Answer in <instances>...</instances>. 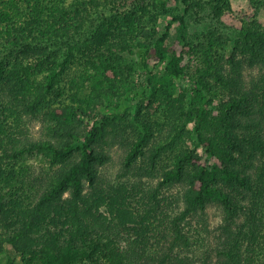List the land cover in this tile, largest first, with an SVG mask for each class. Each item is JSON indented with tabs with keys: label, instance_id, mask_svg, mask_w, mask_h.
Listing matches in <instances>:
<instances>
[{
	"label": "trees",
	"instance_id": "obj_1",
	"mask_svg": "<svg viewBox=\"0 0 264 264\" xmlns=\"http://www.w3.org/2000/svg\"><path fill=\"white\" fill-rule=\"evenodd\" d=\"M136 1L103 18L101 8H118L125 0H0V41L18 48L12 57L0 54V104L15 124L12 129L0 116V260L9 243L19 264H191L198 250L200 264H264V76L262 83L244 78L247 68H264L258 18L264 0H249L238 13L231 0H181L184 12L173 14L161 34L156 22L169 0ZM198 7L209 9L217 26L195 43L186 16ZM88 27L86 43L77 44L83 68L66 80L68 68L47 41L70 43ZM226 33L233 37L228 55ZM192 52L200 63L196 73L185 63ZM153 106L161 110L152 114ZM132 108L138 110L135 130L127 136L120 125ZM33 120L45 123L46 137L29 138L27 122ZM115 143L125 146V170L158 176L157 192L173 186L182 191L184 206L159 228L156 245L137 233L125 249L119 238L102 239L97 232L111 220L124 224L101 211L106 198L111 215L141 223L127 198L111 193L118 187L108 191L100 183ZM39 156L49 165L40 183L31 184L33 192L28 161ZM211 205L225 212L215 244L203 223ZM246 213L252 241L243 249L237 232L244 225L237 232L233 225Z\"/></svg>",
	"mask_w": 264,
	"mask_h": 264
},
{
	"label": "rangeland",
	"instance_id": "obj_2",
	"mask_svg": "<svg viewBox=\"0 0 264 264\" xmlns=\"http://www.w3.org/2000/svg\"><path fill=\"white\" fill-rule=\"evenodd\" d=\"M73 0H69L71 2ZM150 1V0H149ZM136 0H125V2L118 6V8H112V7H106L100 9V16L101 17H110L113 14H115L117 11H123L125 8L133 7L136 4ZM232 7L234 11L241 12L244 9H247V5L249 3V0H231ZM185 5L182 3L181 0H169L168 2V11L162 12L157 19L156 26L159 31V33H163L166 28V24L171 20L173 14L177 13H183L184 12ZM98 14H95V21L94 23L97 24V22L100 21V16ZM188 25H189V33L191 35V38L194 40L195 43H198V41H203L206 34H209L208 32L212 29H214L215 26H217V22L213 19L212 14L209 9H202V8H193L186 16ZM258 18L259 20L264 24V8L258 11ZM176 25L174 24L172 27V34H175L176 32ZM91 29L88 27L86 30L85 35L75 34L74 38L71 39L73 44L67 43L66 39L59 40V42H56L55 39L52 41H47L49 45L56 49L58 52V62H63L65 64V67L68 68V70L65 71L66 75H64L66 80H70L73 76L79 73L80 69L83 68V57L81 53L77 50V44L83 45L86 43L88 36H90ZM230 37L229 43L226 44L227 48V55L231 52L233 48V37L228 35ZM170 44H172V40L169 41ZM18 48L13 45H8L4 41H0V54L5 57L10 55H14L18 50ZM76 56H74V55ZM128 61L133 62L134 56L130 54H126ZM185 63L188 64L189 70L191 73H196L197 69L200 66V63L197 58V54L191 53L187 54L185 58ZM163 64H160L156 67V71L158 74H162ZM40 78L42 75H38ZM264 76V68L260 66H255L252 68H247L244 71V78L248 84H252L255 81L262 83V78ZM137 78V77H136ZM69 86V84H67ZM89 91V90H88ZM87 93V92H86ZM88 94V93H87ZM177 94V93H176ZM148 100L146 101V103ZM153 107L149 108V111L153 114L156 109ZM137 108H132V113L129 117V121H127V124H121L120 127L124 128L126 127V130L128 131V134L131 135V133L134 132V127L132 126V122L136 116ZM0 116L1 118L8 124H11V128L14 129V116L10 113L9 110L5 109L3 107V104H0ZM28 125V131L27 135L30 139L39 138V137H46V125L41 120H33L31 122H27ZM191 124H188V127H190ZM129 135V136H130ZM132 137V136H131ZM118 142V141H117ZM187 144L191 145L192 147H195L199 151H203L201 146L196 145L189 137H186ZM125 146L120 143H115L113 146L109 148L110 153L112 155V160L102 166V176H101V186L108 191L111 190V185H115L118 187L119 192L111 191V193L117 194L120 198L121 195L125 196L127 198V201L129 202V211H131V215L134 216L135 220H138V222H141L140 224H136V222H132L129 220L128 216H125L123 218H119L120 214H117L116 211H113V214L111 215L110 207L107 204L109 201L108 198H106V202L102 204L101 211H103L105 214L108 215L109 219L113 216L114 222L117 223V221H121L124 224H114L113 220L110 222H105V224L102 227H98V233L100 234L102 239H106L108 237L112 238H119L120 244L126 249L127 247H130L131 239L135 237V234H139L140 237H144L145 239H148L147 241L153 242L154 245L158 243V241H161V231H159L160 227L166 224L171 223V219L178 214V212L183 208V202L180 200L181 192L180 188L177 186L170 187L168 189L161 188L160 191H155L154 188L156 187L159 177L158 176H149L145 171H140L138 168H134L131 170H125L123 168V159L125 155ZM29 169L33 176H35V180H30L31 183H29V186L27 185V188L31 189V184H37L40 183L37 180H39V175L43 173L44 168L48 167L49 162L48 159L43 158L42 156L34 157L33 159L28 161ZM262 165V160L259 159L257 161V166L253 168V171L257 175L259 173L258 166ZM30 173V172H29ZM45 174V173H43ZM40 185V184H39ZM31 191H35L32 190ZM155 195L153 196V194ZM69 193H66V196H68ZM119 198V199H120ZM249 202L248 201V205ZM120 206L123 208V205L120 204ZM147 210H150L152 212V215H149L147 218L145 215V212ZM263 211V212H262ZM168 212L169 216L164 217L163 213ZM145 215L144 220L142 221L141 217ZM171 216V217H170ZM173 216V217H172ZM249 213H246L245 215H242L239 224L233 225V230L235 232L238 231L239 227L241 225L243 226L242 232H237L239 234L238 239L242 243V248L246 249V247H249V244L252 241V233L250 231V220L248 219ZM156 217V218H154ZM205 223L210 229L211 233L210 235V241L211 243L215 244L218 242L216 238L217 236L222 232L221 225L225 222V212L222 209V207L218 205H211L207 208V212L205 213ZM260 217H262V223L261 227L263 229L264 233V204H262L261 211H260ZM162 219H164V223H162ZM154 221V222H153ZM153 222V225H152ZM159 227L157 228L156 226ZM129 227H133V230H131ZM157 230V231H155ZM244 231H247V235L244 234ZM95 235V233H94ZM235 237V236H234ZM261 245L264 247L263 239L260 238ZM251 245V244H250ZM252 247V246H251ZM194 249H198V246L194 247ZM202 249V248H201ZM264 250V249H263ZM199 250L196 252V256L193 255V263L191 264H200L201 259L197 258ZM20 254L16 251L14 246L7 243L5 245V251L1 255L0 264H19L20 263ZM264 257V256H263ZM214 262L216 261V256H213ZM186 260V258H185ZM241 264L244 263V259L242 260Z\"/></svg>",
	"mask_w": 264,
	"mask_h": 264
}]
</instances>
